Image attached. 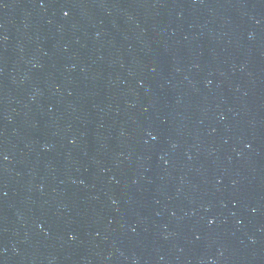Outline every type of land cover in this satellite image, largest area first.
<instances>
[{"label":"water","instance_id":"obj_1","mask_svg":"<svg viewBox=\"0 0 264 264\" xmlns=\"http://www.w3.org/2000/svg\"><path fill=\"white\" fill-rule=\"evenodd\" d=\"M0 264H264V0H0Z\"/></svg>","mask_w":264,"mask_h":264}]
</instances>
